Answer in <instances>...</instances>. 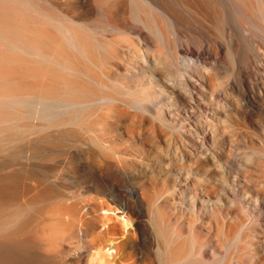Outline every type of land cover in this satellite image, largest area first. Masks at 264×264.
I'll return each mask as SVG.
<instances>
[{
	"label": "bare ground",
	"instance_id": "1",
	"mask_svg": "<svg viewBox=\"0 0 264 264\" xmlns=\"http://www.w3.org/2000/svg\"><path fill=\"white\" fill-rule=\"evenodd\" d=\"M0 264H264V0H0Z\"/></svg>",
	"mask_w": 264,
	"mask_h": 264
},
{
	"label": "rangeland",
	"instance_id": "2",
	"mask_svg": "<svg viewBox=\"0 0 264 264\" xmlns=\"http://www.w3.org/2000/svg\"><path fill=\"white\" fill-rule=\"evenodd\" d=\"M258 62H261V61H258ZM218 73V74H217ZM215 74H212V82L211 84L208 86L209 89H216L218 92H220L221 94L225 95L226 93H229L231 92L230 91V85H231V82L233 81V77L231 75H229L230 71H218ZM225 97V96H224ZM214 101V100H213ZM230 102L234 103L235 101L233 100H229ZM215 106V105H214ZM221 109V108H220ZM223 110V109H222ZM210 112L209 110H207V114L205 117H210ZM220 117H223L224 121H220L221 119H218L216 118V115L212 113V123L214 125H216L217 129L220 131L219 132V136H222L223 132L221 131H224V133L228 132L229 133H232L235 135V131L237 133L240 134V142H239V145L241 146V150H246V152H248V150H250V152H252L255 156V159L257 161H261V156H260V153H259V150L257 149H251L250 148V144L248 143L250 140L251 141H255V148L258 146L257 144L259 143L260 139V135H259V132L257 130L256 127H254L253 125H250L248 123H245V122H242L236 115H233L231 114L230 112H226V114L224 113H219ZM218 119V120H217ZM221 123H224L226 124V128L223 129L222 126H221ZM215 149H219L217 148V146H214ZM257 164H253L249 167V172L251 173L250 174V177L256 179V176H257V173L258 175L260 174V170H257L258 169V166ZM175 168V166H174ZM199 177H204V175L202 173H199V174H195ZM214 175L215 177L217 178V181L218 182H221L222 181V178H221V173L220 171H217L215 170L214 171ZM259 179V178H258ZM248 182H251L250 180ZM254 183L250 184V185H253ZM256 185V184H255ZM210 183H207L205 181H203L202 184H198L196 189H195V195L197 196L198 199H204V201H206L205 199L208 198L204 195V191L205 190H209L210 188ZM203 194V196H201ZM211 198H212V201L214 200V197H213V194L210 195ZM171 199V201H173V204H172V208H178V211H181L184 213V211H182V209L180 208L179 206V202L181 201L182 198H185L186 200L189 199V195L188 194H185L183 196H178V195H175V197H169ZM197 205H199L197 203ZM113 206V204L111 205ZM170 210H173V209H170ZM112 214L113 217H114V220L117 221V222H120L122 223L123 221H125V213L122 212V209L121 208H118V209H115V210H111L110 212L109 211H105L104 209L101 210L99 212V215H102V214ZM186 215V214H184ZM185 218V217H184ZM202 219L206 222L205 224H198L197 227L202 229V232L205 233L208 231V227H210V230L212 229H215L216 226H218L219 222H220V219L218 218H212L208 215H203L202 216ZM99 229H101V225L98 226ZM133 229V222H131L130 220H127L125 221V225H123V231H131ZM231 243H229L228 245H226L225 248H229L231 247ZM104 250L107 252V253H110L111 251V247L106 246L104 248Z\"/></svg>",
	"mask_w": 264,
	"mask_h": 264
}]
</instances>
